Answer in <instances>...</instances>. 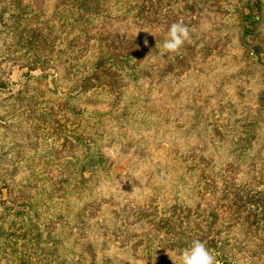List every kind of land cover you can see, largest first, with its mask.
Masks as SVG:
<instances>
[{"label":"rangeland","instance_id":"rangeland-1","mask_svg":"<svg viewBox=\"0 0 264 264\" xmlns=\"http://www.w3.org/2000/svg\"><path fill=\"white\" fill-rule=\"evenodd\" d=\"M27 1L31 2V0ZM106 1L105 7H108L111 16L105 18V22L96 17L92 23L95 26L104 24L116 31L125 28L128 30L130 25L123 17L125 13L122 10L125 0ZM193 1L164 0L167 6L163 7V12L169 14L170 19H179V22L182 21L191 30V43H185L180 50L184 53L191 51L190 56L195 61L190 67H185L177 76H156L158 78L150 76L141 79L138 83L132 80L125 91L130 89L129 93H133L134 98L129 103V99H124L128 94L126 93L122 99L123 103L126 102V105L131 106L127 115L119 116L118 106L112 108L114 98L110 101L111 97L107 95L102 97L103 102L88 103V105L79 99L75 102L74 109L82 110L83 118L87 114V127L83 122L84 119L78 124L59 113L57 118L62 122L66 121V126L61 129L57 122L51 123L52 114H49L48 121L42 124L35 134L33 128L40 123V120L31 118L30 111L25 110L26 101L21 103L12 96V93L17 94L23 87L30 69L26 64L22 65L26 62L8 60L9 57L4 59L3 52L10 51L8 50L10 39L0 41V79L8 84L0 93V181L4 177H9L8 180L21 185L26 194L39 192L43 179L53 178L58 173L56 166L58 162H55L53 153L68 155L69 146L63 147L62 144L67 141L66 137L72 139L73 133L77 130L87 129L82 135L84 139H90L88 129L92 124L94 125L92 131L94 134H92L101 140V147L103 146L112 160V164L108 162L110 176L101 179L95 190H91L95 193L94 196L91 195L90 198L83 200L88 199L91 205L82 216L80 215V219L78 217V220L76 218L74 219L76 221L73 220L75 212L78 213L77 210L84 206L83 201L73 199L72 201H75L71 202L73 207L60 205L56 207L48 201V207L39 208L42 216V226H39L42 230H37L41 232L39 242L23 241L17 246H9L8 249L1 248L0 264H7V261L12 264H58L56 260L59 258L63 259L61 264H83L77 260L79 245L86 247L88 244L97 248L102 245L100 242L103 233L100 234L99 243L92 240L97 239L94 228L98 225L90 223L92 219L90 211L95 209L98 218L102 219L101 224L105 227L113 226L115 218L111 219V217L116 215L114 212L107 215L108 212H112V209L108 208L109 203H114V209L123 208L127 203L136 207V201H142L155 193L153 187L159 179L162 193L161 196L158 195L159 199L174 203L176 200L174 195L179 188L183 192L177 199L184 200L189 205L198 198L199 179L205 180L219 171L224 175L237 173V177L245 181L249 178V171H252L251 174H264V139L252 140L241 153L238 152L239 150H233L236 145L232 143L237 141V134L242 135L240 131L248 128L249 122L245 123L244 120L250 115L249 112L261 108L260 93L264 92V19L258 24L259 35L246 37L243 17L251 10L247 7V3L254 5V0H215L217 1L215 5L211 0L208 5L198 0L199 4L192 10ZM44 5L45 17L39 15L37 20L51 19L55 15L61 16L62 6L57 5L56 0H44ZM242 9L245 14H240ZM132 15L129 14L130 17ZM157 25L155 24V27ZM164 27H166L164 24L158 25L151 32V35L155 34L154 42L157 41L153 45H151V37L146 35L147 32L143 33L144 47H150L149 57L151 58L155 51L158 54L146 61L148 63L166 61L168 57L169 59L173 57H162L156 47L167 37L168 32L163 29ZM56 32L60 33L57 30ZM59 42L60 39L57 40L56 46ZM253 47H262V54L258 56ZM24 52L25 49L22 53ZM12 55L14 57L17 54ZM162 69L161 66L154 68L155 73H161ZM58 71L59 69L51 68L48 70V82L45 78H39L35 83L37 89L44 92L39 98V100L43 99L38 105L41 106L40 113L50 110L52 106L57 110L58 98L64 97L69 90V84L67 86L60 82L55 84L53 78L58 75ZM32 73L39 76L43 72L38 68ZM55 87H58V90L54 89ZM49 89L55 91L57 96L51 97L53 94ZM145 96H150L148 101L144 99ZM135 102L138 103V109ZM154 103L161 105L156 115L145 114L144 106ZM195 105L205 111H202L201 115L198 114ZM212 113L214 116L211 115ZM98 123L104 128L97 129ZM35 146L37 152H34ZM208 163L212 165L209 170L206 169ZM115 171L119 173L118 176H114ZM32 173H35L34 177H30ZM220 194L221 190L217 195ZM0 196L7 199L5 188L0 190ZM207 197L206 203L212 200L211 194ZM8 205L12 206L11 203ZM90 208L92 210H89ZM158 208L163 210L161 205H158ZM57 209H62L70 215L68 220L65 216L57 221L52 220L51 216ZM44 220L50 227L45 225ZM119 224L120 221L115 225L119 226ZM143 227L144 225L136 231L146 233ZM47 234L55 237L57 244L51 238L50 243H46L44 239ZM138 241L136 235L127 231L119 241L111 240L112 246L108 253L120 259L119 264L122 262L123 264H174L173 260L175 264H180V253L176 250H167L163 246L158 249L159 253H153L152 260L148 259L146 255L144 256V252L148 253L147 249L143 251V246L136 248ZM155 244L157 245L156 241ZM14 248L16 249L13 250ZM21 255H24L25 260H21ZM102 255L103 253L99 252L98 258ZM241 256L240 254L237 256L240 264H252Z\"/></svg>","mask_w":264,"mask_h":264},{"label":"trees","instance_id":"trees-1","mask_svg":"<svg viewBox=\"0 0 264 264\" xmlns=\"http://www.w3.org/2000/svg\"><path fill=\"white\" fill-rule=\"evenodd\" d=\"M196 1L198 0L191 3L192 10L199 4V1ZM201 1L206 5L210 3L209 0ZM211 1L214 5L217 2ZM254 1V5L247 3V7L251 8L249 13L245 14L243 9L240 10V14H245L243 30L246 37L258 36V24L264 19V0ZM56 3L62 6L61 16L55 15L51 19L39 21L40 18L37 20V17L39 15L45 17L46 13L44 12V0H31V2L0 0V41L10 39L8 46L10 51L3 52L4 59L9 57L8 60L26 62L22 65L26 64L30 69L26 74L27 80L23 87L18 90L17 94L12 93V96L21 103L26 101L25 110L30 111L31 118L35 117L40 120V123L33 128L35 134L41 125L48 121L49 114H52L51 123L57 122L61 129L66 126V121L62 122L57 118L59 113L78 124L84 119L83 122L87 127V114L83 118L82 110L74 109L75 102L79 99L88 105V103L103 102L102 97L107 95L111 97L110 101L114 98L112 108L115 105L118 106V115H127L131 106L126 105V102L123 103L122 99L126 93L128 94L124 99H129V103L134 98L133 93H129L130 89L125 91L132 80L138 83L141 79L150 76H177L195 61L190 56L191 51L189 50L186 53L180 51L179 55H175L172 59L168 57L166 61L146 62L158 54L155 51V54L149 57L150 47H144V31L151 37V45H153L157 42L153 40L155 34L151 35L153 29L164 24L166 27L163 29L168 32L172 23L179 22V19H170V15L163 12V7L167 6L164 0H125V6L122 9L125 13L123 17L128 20L130 26L128 30L125 28L121 31L106 27L104 24L95 26L92 23L96 17L105 22V18L111 16L108 7H105L106 0H56ZM129 14L133 15L130 17ZM155 24L158 25L155 27ZM67 28L68 31H66ZM75 30H77L76 33ZM58 39H60L59 46H56ZM23 49H25L24 53H22ZM157 49L159 51L158 47ZM253 50L258 56L262 54V47H253ZM11 54L17 55L13 57ZM160 66L163 67L162 72L155 73L154 68ZM38 68L43 73L39 76L33 75L32 71ZM51 68L59 69L58 75L53 78L55 84L57 85L58 82L66 86L69 84V90L64 97L58 98L57 110L52 106L50 110L40 113L41 106L38 105L43 102V99L39 100V98L44 92L39 91L35 83L39 78H45L48 82V70ZM7 86L8 84L0 79V93ZM54 89L58 90V87ZM49 90L53 94L51 97L57 96L55 91ZM138 97L140 98V95ZM149 98L150 96H145L144 99L148 101ZM260 99L259 107L261 108L251 110L250 115L244 120L245 123L249 122L248 128L240 131L242 135H236L237 141H232L236 145L233 148L234 151L239 150L238 152L241 153L252 140L264 139V122H262L264 120V92L260 93ZM135 106L138 109L137 102ZM195 106L198 114L201 115L202 111H205L200 106ZM160 107L161 105L156 103L145 105L144 113L154 116ZM211 115L214 116L213 113ZM127 122H129L128 117ZM98 124L97 129L104 128L101 123ZM93 126L92 124L88 129L90 139H84L82 135V132L87 129L75 131L72 139L66 137L67 141H64L62 146H69V154L62 156V154L53 153L55 162H58L56 164L58 173L53 178H44L39 192L26 194L21 185L14 184L8 180L9 177L1 179L0 190L4 188L7 190V199L0 196L2 205L0 206V249L17 246L23 241L36 240L39 242L41 232L37 230H42V227L39 228L42 226L40 207H48V201L56 207L58 205L73 207L71 206V202H75L72 201L73 199L83 201L91 195L94 196L95 193L91 190H95L101 183V179L110 176L108 162L112 164L111 156L106 154L103 146L101 147V140L93 135ZM34 150L37 152V146ZM50 168L52 169L51 165ZM211 168L212 165L208 163L206 169ZM250 172L252 171H249L250 175L246 181L239 179L237 173L224 175L220 171L205 180L200 181L199 179L198 198L189 205L184 200L177 199L183 192L179 188L174 195L176 199L174 203L159 199L162 195L159 179L153 187L155 193L142 201H136V207L127 203L123 208L114 209V203H109L108 208L112 209V212H108L107 215L113 212L116 216L119 215L111 217V219L115 218L113 226L102 225L100 222L102 219L98 218L93 209L90 211L92 218L90 223L98 226L94 228V235L97 239L92 240L99 243L100 234L103 233L100 242L102 245L100 248L91 247L88 244L86 247L79 245L77 260L83 264H119L120 259L108 253L112 246L111 240L112 242L119 241L120 237L129 231L139 238L136 248L143 246V251L147 249L148 253L144 252V256L146 255L150 260L153 258V253L160 252L158 250L160 246L181 253L194 240H200L206 243L219 264H240L237 260L239 254L245 261L252 264L258 262L264 264V174H251ZM114 173V176L119 175L116 171ZM34 176L35 173L30 175V177ZM219 190L221 194L217 195ZM208 194H211L213 201L209 200L206 203ZM7 203H11L12 206ZM83 204L84 206L77 210L78 213L75 212L73 220L75 218L78 220V217L80 219V215L82 216L91 205L88 199L83 201ZM158 205L163 206V210H160ZM126 212L128 213L125 214ZM64 216L68 220L70 215L62 209H57L51 217L52 220L57 221ZM118 221L120 224L116 226ZM43 222L50 227L45 220ZM142 225L146 233L136 231ZM50 238L57 244L55 237L48 234L44 241L50 243ZM99 252L103 253L100 258H98ZM20 258L25 260L24 255ZM45 258H47L46 255ZM62 261V258L56 260L58 264ZM7 264L12 263L7 261Z\"/></svg>","mask_w":264,"mask_h":264},{"label":"clouds","instance_id":"clouds-1","mask_svg":"<svg viewBox=\"0 0 264 264\" xmlns=\"http://www.w3.org/2000/svg\"><path fill=\"white\" fill-rule=\"evenodd\" d=\"M192 33L187 25L181 22H174L170 25L167 37L162 44L156 45L160 55L175 56L185 43H191ZM172 259V258H171ZM180 264H219L216 256L206 246L205 242L194 240L189 247L184 248L180 253ZM174 264L175 261L173 260Z\"/></svg>","mask_w":264,"mask_h":264}]
</instances>
